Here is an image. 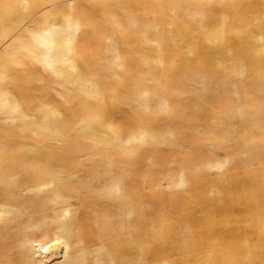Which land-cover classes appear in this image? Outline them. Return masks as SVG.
I'll return each mask as SVG.
<instances>
[{
  "label": "bare ground",
  "instance_id": "1",
  "mask_svg": "<svg viewBox=\"0 0 264 264\" xmlns=\"http://www.w3.org/2000/svg\"><path fill=\"white\" fill-rule=\"evenodd\" d=\"M0 264H264V0H0Z\"/></svg>",
  "mask_w": 264,
  "mask_h": 264
},
{
  "label": "snow or ice",
  "instance_id": "2",
  "mask_svg": "<svg viewBox=\"0 0 264 264\" xmlns=\"http://www.w3.org/2000/svg\"><path fill=\"white\" fill-rule=\"evenodd\" d=\"M68 23H69V34L71 35L72 31H73V21L71 18H68ZM75 31H78L79 30V23L76 22L75 23V28H74ZM67 215V214H66Z\"/></svg>",
  "mask_w": 264,
  "mask_h": 264
},
{
  "label": "rangeland",
  "instance_id": "3",
  "mask_svg": "<svg viewBox=\"0 0 264 264\" xmlns=\"http://www.w3.org/2000/svg\"><path fill=\"white\" fill-rule=\"evenodd\" d=\"M206 11H207V13H210V8L207 7V8H206ZM220 89H221L223 92L225 91V89H224L223 87H220Z\"/></svg>",
  "mask_w": 264,
  "mask_h": 264
}]
</instances>
